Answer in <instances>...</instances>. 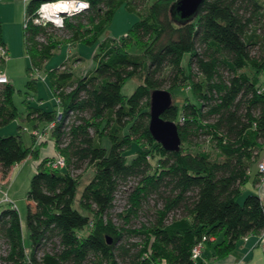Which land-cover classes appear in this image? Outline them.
<instances>
[{
  "label": "trees",
  "instance_id": "1",
  "mask_svg": "<svg viewBox=\"0 0 264 264\" xmlns=\"http://www.w3.org/2000/svg\"><path fill=\"white\" fill-rule=\"evenodd\" d=\"M44 1L26 4L29 70L40 71L63 45L58 30L67 35L65 42H98L99 49L94 67L80 74L71 65L61 69L66 62L47 69L55 102L50 108L28 106L27 118L49 134L66 167L47 165L54 154L37 163L27 192L28 243L16 207L0 211L5 245L0 264H211L229 256L245 237H263L262 197L239 198L264 156V0H204L198 15L185 23L171 15L175 0H88V8L66 17L63 27L34 22ZM122 5L138 13V20L123 36L100 40ZM0 46L8 54L1 21ZM7 60L0 51L2 71ZM129 78L141 82L125 95ZM38 80L29 79L28 88L37 92ZM159 88L172 96L176 88L191 93L181 104L173 96L162 114L178 124L179 151L165 149L149 130L150 96ZM15 91L10 79L0 83V126L18 116ZM105 136L109 150L102 144ZM32 139L26 145L21 131L0 134L3 177L29 156L39 159L45 140L37 143L33 134ZM132 141L139 149L128 160ZM86 165L93 176L78 196L81 183L70 170ZM131 180L136 185L130 207L118 214L124 224H117L116 194ZM152 197L162 206L151 220L128 226ZM199 243L202 253L195 258Z\"/></svg>",
  "mask_w": 264,
  "mask_h": 264
},
{
  "label": "rangeland",
  "instance_id": "2",
  "mask_svg": "<svg viewBox=\"0 0 264 264\" xmlns=\"http://www.w3.org/2000/svg\"><path fill=\"white\" fill-rule=\"evenodd\" d=\"M155 0H147L148 4H152ZM26 0H0V21L2 24V35L5 42L8 44V60L2 65V69L9 76L11 83L14 85L16 91L13 97L14 104L18 111V116L13 119L10 123L0 126L1 135H9L21 131L23 140L26 145L32 143V134L38 138L37 142L44 141L45 144L40 145V150L42 147L41 157L47 154V150L50 149L51 152L55 151L52 142L49 143V134L42 133L39 129H34V121L27 118L28 106H47L52 107L54 101V95L50 87V80L47 77V69L58 67L62 62H66V65H62L61 69L71 65L77 74H80L84 70L93 68L95 65L94 55L98 51V42L92 45H88L84 42H65L67 35L63 34L62 31L58 30L60 35H63L64 41L63 45L55 50L53 56L44 64V67L39 70H29L28 67L31 65L30 59L26 52L25 40H24V20L26 11ZM39 8V7H38ZM139 15L136 12L129 11L124 5H122L116 12L111 24L107 27L105 32L101 35L100 40L106 37H121L123 36L133 23L138 20ZM136 49L133 48L132 51ZM66 59V60H65ZM65 60V61H64ZM188 60V55L184 57L183 63L186 64ZM39 78L38 80V91L35 92L28 88L27 82L32 78ZM141 82V78H129L122 88V92L125 95H130L137 85ZM174 100L181 104V101L186 96H191L190 90L188 88H176L173 90ZM32 133V134H31ZM41 135L42 137H40ZM49 143V144H48ZM102 144L108 150L111 147V141L109 137L105 136L103 138ZM35 145H37L35 143ZM150 150L152 147L144 146V149ZM150 148V149H149ZM139 149V145L136 142H131L128 149L125 151L126 157L130 160ZM155 157L152 159L156 163L159 155L156 149ZM59 152L54 153V157L48 159L47 165L53 161ZM36 161L33 158H28L23 161L18 167H13L10 174L7 177H3L0 172V199L5 202L4 205L0 206V211L5 207L13 206L16 207L20 214L21 223L23 227V235L25 241L28 239V229H27V210H28V198L27 192L30 187V181L32 176L36 171ZM66 167V165H65ZM256 168H253V173L256 172ZM71 174L77 177L80 181V185L77 190V195L80 196L84 186L88 183V180L93 176V170L89 166H85L81 170H70ZM136 185V180H131L128 185L121 186L120 190L116 194V199L113 208L114 220L117 224H124L125 219L121 218L118 214L125 211L130 207L129 193L132 188ZM248 193H259V189L254 188L251 180L243 187V194L239 198L242 202L244 197ZM263 203L264 195L261 194ZM8 198L9 200H5ZM4 199V200H3ZM0 201V203H1ZM9 202V203H8ZM162 203H156V198L152 197L146 205L140 210L137 217L132 218L128 226H140L141 223L151 220L153 211L155 207H161ZM76 207L78 205L76 204ZM84 233V230L82 231ZM133 240H136L132 238ZM261 239V238H260ZM261 243L255 245L249 249L246 253L247 259H243V251L241 245L243 242L239 243L237 248L225 259H215L213 264H222L225 261L231 262L233 256L235 255L234 264H264V236L260 240ZM5 251V245L0 242V254ZM247 252V251H246ZM205 257L211 260V250L209 246L206 245ZM245 254V253H244ZM242 258V259H241ZM241 259V260H239ZM209 262V261H208Z\"/></svg>",
  "mask_w": 264,
  "mask_h": 264
},
{
  "label": "water",
  "instance_id": "3",
  "mask_svg": "<svg viewBox=\"0 0 264 264\" xmlns=\"http://www.w3.org/2000/svg\"><path fill=\"white\" fill-rule=\"evenodd\" d=\"M204 0H175L170 7L171 15L180 23L193 20L199 13ZM173 103V96L166 88L155 89L150 96L149 130L153 138L171 151H179L182 139L178 124L162 117Z\"/></svg>",
  "mask_w": 264,
  "mask_h": 264
},
{
  "label": "built area",
  "instance_id": "4",
  "mask_svg": "<svg viewBox=\"0 0 264 264\" xmlns=\"http://www.w3.org/2000/svg\"><path fill=\"white\" fill-rule=\"evenodd\" d=\"M89 6L88 0H47L40 4L34 18L35 23H53L57 27H63L65 19L68 16L78 14L84 11ZM1 54L8 59L6 50L0 46ZM9 82L7 74L0 69V83ZM54 123L51 124V127ZM41 137V135H39ZM49 165L53 168H64L66 159L63 155L59 154ZM258 168L261 173V180H264V156L258 161ZM9 200L8 198H4ZM3 199V200H4ZM206 238V237H205ZM247 239V237H245ZM261 239L263 237L261 236ZM259 239V240H261ZM203 245L199 243L193 249V257H199L202 253Z\"/></svg>",
  "mask_w": 264,
  "mask_h": 264
},
{
  "label": "crops",
  "instance_id": "5",
  "mask_svg": "<svg viewBox=\"0 0 264 264\" xmlns=\"http://www.w3.org/2000/svg\"><path fill=\"white\" fill-rule=\"evenodd\" d=\"M26 2H27V0H26ZM6 47H7V49H8V51H9V47H8V44L6 43ZM6 73V72H5ZM7 74V73H6ZM9 77V76H8ZM10 79V78H9ZM50 140V139H49ZM51 142H53V140H51ZM38 143V142H37ZM41 152H42V147H41V150L39 151V159H36L35 157H32V156H29V157H27L26 159H28V158H33L37 163L43 158V157H45L47 154H54V153H56L57 151L55 150V151H52L51 152V150L50 149H48L47 150V154H45L44 156H42L41 157ZM26 159L25 160H23V161H26ZM22 161V162H23ZM22 162H20V163H18V164H16L14 167H18ZM37 163H36V167H37ZM255 168H256V166H255ZM257 169V168H256ZM256 171H258V169L256 170ZM259 172V171H258ZM256 173V172H255ZM255 173H253L252 172V175H251V178H250V180H251V183H252V185L254 186V188H257V189H259V195L261 196V194L262 195H264V180L262 181L261 180V173H259V178H260V181H258V182H255L254 181V175H255ZM248 183V182H247ZM2 199H0V201H1ZM258 241H259V237L257 238L256 236H248L247 237V239H242V241L241 242H243L242 243V245H241V249H242V251H243V259L245 258V260L247 259V256H246V253H248V251H249V249H251V247L252 246H254L255 247V245H257V243H258ZM247 251V252H246ZM245 253V254H244ZM233 258L234 259H232L231 260V262L229 263V261L227 260V261H225V263L224 262H222V264H234V261H235V259H237V257L234 255L233 256ZM241 258V259H242ZM225 259V258H224ZM241 259H239V260H241ZM209 260V259H208ZM211 264H213V261H209Z\"/></svg>",
  "mask_w": 264,
  "mask_h": 264
}]
</instances>
